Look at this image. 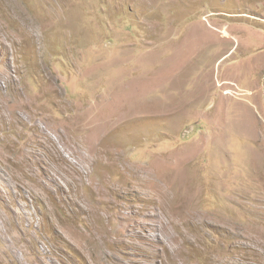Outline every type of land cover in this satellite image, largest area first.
Wrapping results in <instances>:
<instances>
[{
    "label": "rangeland",
    "instance_id": "374dc122",
    "mask_svg": "<svg viewBox=\"0 0 264 264\" xmlns=\"http://www.w3.org/2000/svg\"><path fill=\"white\" fill-rule=\"evenodd\" d=\"M0 264H264V0H0Z\"/></svg>",
    "mask_w": 264,
    "mask_h": 264
},
{
    "label": "bare ground",
    "instance_id": "6f19581e",
    "mask_svg": "<svg viewBox=\"0 0 264 264\" xmlns=\"http://www.w3.org/2000/svg\"><path fill=\"white\" fill-rule=\"evenodd\" d=\"M229 93V92H228Z\"/></svg>",
    "mask_w": 264,
    "mask_h": 264
}]
</instances>
